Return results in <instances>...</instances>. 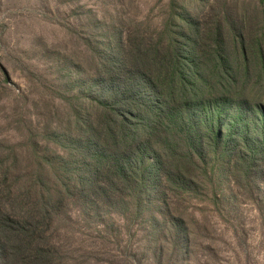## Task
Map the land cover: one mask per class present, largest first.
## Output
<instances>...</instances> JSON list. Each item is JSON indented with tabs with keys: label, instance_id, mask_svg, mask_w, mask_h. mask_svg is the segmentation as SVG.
<instances>
[{
	"label": "rangeland",
	"instance_id": "obj_1",
	"mask_svg": "<svg viewBox=\"0 0 264 264\" xmlns=\"http://www.w3.org/2000/svg\"><path fill=\"white\" fill-rule=\"evenodd\" d=\"M219 27L260 62L264 0H0V264H264V80L236 88L259 107L240 129L239 103L223 129L182 108L200 142L123 109L162 159L134 158L129 182L109 169L110 82L137 45L182 48L197 74Z\"/></svg>",
	"mask_w": 264,
	"mask_h": 264
},
{
	"label": "trees",
	"instance_id": "obj_2",
	"mask_svg": "<svg viewBox=\"0 0 264 264\" xmlns=\"http://www.w3.org/2000/svg\"><path fill=\"white\" fill-rule=\"evenodd\" d=\"M214 40L215 50L205 60L206 66L204 65L203 71L199 70L203 61L200 59L195 61L197 74L193 72V68L191 72L188 70L189 65L184 60L185 54L182 48L174 52L170 47H154L153 45H144V43L137 45L133 61H126L123 66L125 74L110 82L112 95H110L106 106V125L104 127L110 132L109 137L114 142L118 153L117 156L114 154L115 163L109 167L112 175H117L122 182H129L134 158L139 161L150 160L156 155L154 158L156 162H160L162 159L161 154L154 151L152 141L148 140L143 144L130 143L137 142L138 133L136 131L139 130V127L132 125L130 120L124 117L123 109L137 106L139 123L136 124L138 125L152 121L154 122L152 128L162 131H169L178 126L179 129L176 132L172 131L173 138L182 140L181 136H183L185 139L189 138L192 143L200 142L201 138L194 136L192 127L184 122L186 118L182 114V108L189 110L196 128L205 121L207 115L210 114L215 120L218 114L219 125L222 129L229 124L236 125L234 117L236 119L237 116L232 117L236 103H239V109L242 111V118L237 122V129L245 127L250 118L249 115L259 109L253 101L243 98V92L239 93L236 88L240 86L241 81H243V85L251 82L254 76L264 80V45L261 50L260 62L253 67L247 55L246 40L244 34L241 33V28L231 33L229 29L223 30L222 27H219ZM236 45L239 48L235 49ZM240 48L241 53L238 54ZM212 63L213 70L210 67ZM211 76L215 78V81ZM179 89L184 91L181 93V96L184 97L179 98L181 102L178 101L177 106L172 108V104L168 103V98L175 96V92ZM233 93L235 96L230 95ZM261 107L264 109L263 105ZM152 113L156 117L155 120L152 119ZM262 117L264 122V111ZM117 127H120V135L123 136L121 141L117 138ZM132 129L134 130L130 135ZM218 136H220L219 138L223 137L221 134H217ZM245 138L250 139L249 136H245ZM256 142L259 145L258 150L262 151L263 137L259 136ZM174 153L178 154L176 151ZM158 165L161 164L158 163ZM107 179L110 181V177ZM122 182L120 183L122 184ZM124 184L128 185L129 183ZM98 189H104L103 185H99ZM6 218L13 222L12 219Z\"/></svg>",
	"mask_w": 264,
	"mask_h": 264
}]
</instances>
